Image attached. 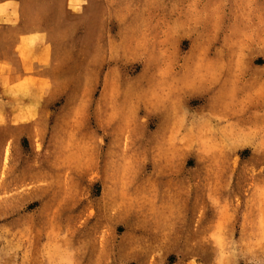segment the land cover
<instances>
[{
    "label": "rangeland",
    "instance_id": "374dc122",
    "mask_svg": "<svg viewBox=\"0 0 264 264\" xmlns=\"http://www.w3.org/2000/svg\"><path fill=\"white\" fill-rule=\"evenodd\" d=\"M0 264H264V0H0Z\"/></svg>",
    "mask_w": 264,
    "mask_h": 264
}]
</instances>
